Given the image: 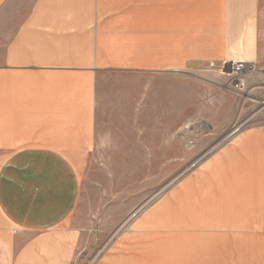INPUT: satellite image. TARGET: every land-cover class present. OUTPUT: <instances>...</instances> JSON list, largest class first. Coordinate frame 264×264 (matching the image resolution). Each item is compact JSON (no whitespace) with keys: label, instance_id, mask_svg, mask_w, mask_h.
<instances>
[{"label":"crops","instance_id":"0c3cea01","mask_svg":"<svg viewBox=\"0 0 264 264\" xmlns=\"http://www.w3.org/2000/svg\"><path fill=\"white\" fill-rule=\"evenodd\" d=\"M237 62L264 103V0H0V264H264V125L108 237L76 217L99 151L146 163L179 76Z\"/></svg>","mask_w":264,"mask_h":264},{"label":"rangeland","instance_id":"374dc122","mask_svg":"<svg viewBox=\"0 0 264 264\" xmlns=\"http://www.w3.org/2000/svg\"><path fill=\"white\" fill-rule=\"evenodd\" d=\"M233 77L230 71H223V66L215 63L181 74L179 95L174 92L175 106L170 101L164 105V109L179 115L164 117V134L158 143L162 149L145 150L148 152V156L143 155L146 163L111 164L117 160L102 150L94 156L83 172L76 215L85 231L94 237L110 236L111 229L121 222L137 220L240 130L264 125V118L258 114L264 103L247 100L245 89L239 94L232 86ZM169 93L165 87V100H170ZM239 108L246 109L242 117H239ZM220 112L223 114L220 117L204 115ZM213 128L220 130L215 140L211 134L215 131Z\"/></svg>","mask_w":264,"mask_h":264},{"label":"built area","instance_id":"2783aa9c","mask_svg":"<svg viewBox=\"0 0 264 264\" xmlns=\"http://www.w3.org/2000/svg\"><path fill=\"white\" fill-rule=\"evenodd\" d=\"M223 71H230L232 73L234 76L232 79V86L236 91H239L240 94L245 88L244 76L251 71V66L248 63L237 62L224 65ZM236 132H238V130Z\"/></svg>","mask_w":264,"mask_h":264}]
</instances>
